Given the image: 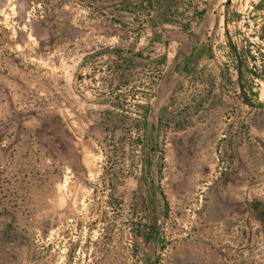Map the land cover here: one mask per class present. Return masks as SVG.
<instances>
[{"label": "rangeland", "instance_id": "obj_1", "mask_svg": "<svg viewBox=\"0 0 264 264\" xmlns=\"http://www.w3.org/2000/svg\"><path fill=\"white\" fill-rule=\"evenodd\" d=\"M136 3L0 0V264H264V0Z\"/></svg>", "mask_w": 264, "mask_h": 264}, {"label": "trees", "instance_id": "obj_2", "mask_svg": "<svg viewBox=\"0 0 264 264\" xmlns=\"http://www.w3.org/2000/svg\"><path fill=\"white\" fill-rule=\"evenodd\" d=\"M136 1H137L136 3L137 5H146V4L150 5L152 2H154V0H136ZM156 1L157 3L158 2L160 3L162 0H156ZM172 14L174 16L175 13ZM153 15H155V18L161 23L170 22L168 19L170 17H166V16H171L169 15V13L168 15H166L165 13L163 14L154 13ZM237 72L240 75L241 70L238 69ZM147 114L148 111L145 110L142 117H139L141 120L136 119L135 121L138 125H140L136 127V131L138 132L139 135L142 136V138L138 137V139L136 140L138 144L143 143L144 129L147 126ZM126 123L127 122L125 121L124 115L122 113L116 112V109L105 111L103 115V119L101 120V127L103 129V132L107 135L106 137L107 141L104 145L105 149L103 150L104 153L109 152V154H111L113 152L112 150H114V153L117 154L118 142H116L113 137L117 129L123 131L124 133L126 132L127 134L132 131L131 126L129 128L126 127ZM141 145L144 146V144ZM106 148L109 149L106 151ZM107 164L109 165L108 167L109 170H112L113 168L118 166L117 161L113 160V158H108V157H107ZM140 165L142 168H141L140 177L137 179L138 189L139 190L144 189V191L147 192V199L151 202L155 200L156 193L159 194V196L164 202L163 206L165 210H167L168 205L165 201V197L163 193L161 192L158 186L159 184H156L151 178L152 159L148 153L146 154L144 153V155L140 158ZM105 186L107 187L109 186V184L105 182ZM154 226L155 225L152 226L142 225V221H140L139 225L136 226L135 233L137 234V236L143 238L145 241L153 240L155 238L152 235Z\"/></svg>", "mask_w": 264, "mask_h": 264}]
</instances>
